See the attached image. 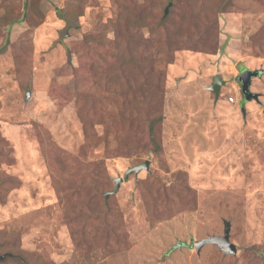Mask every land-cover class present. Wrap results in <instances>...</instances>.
I'll use <instances>...</instances> for the list:
<instances>
[{
  "label": "rangeland",
  "instance_id": "obj_1",
  "mask_svg": "<svg viewBox=\"0 0 264 264\" xmlns=\"http://www.w3.org/2000/svg\"><path fill=\"white\" fill-rule=\"evenodd\" d=\"M137 12L150 25L139 29ZM210 21L200 42L214 51L183 43ZM169 29L181 41L152 152L143 98L127 94L141 67L121 72L114 44L138 31L165 42ZM241 69L258 71L256 99L242 94ZM224 220L236 253L197 252ZM0 244V264H264V0H0Z\"/></svg>",
  "mask_w": 264,
  "mask_h": 264
},
{
  "label": "trees",
  "instance_id": "obj_2",
  "mask_svg": "<svg viewBox=\"0 0 264 264\" xmlns=\"http://www.w3.org/2000/svg\"><path fill=\"white\" fill-rule=\"evenodd\" d=\"M146 14V12H137V27L140 29L146 23H151V21L142 22V17ZM169 15V14H168ZM168 19V18H167ZM16 20L10 22V25L13 24ZM168 23V20H164L163 23H158L154 26L156 28H163L165 30V24ZM215 25V21L209 22L205 24L207 26L204 31L197 32V38L199 41L196 43L194 42V46L189 44V40H185L183 43L190 45L193 48L204 49L205 51H214V41L209 39H204L201 44V38L204 37L206 34L211 32V29ZM191 29V28H190ZM170 30V29H169ZM192 31V30H191ZM170 34H165V42H154L144 40L140 37L139 31L133 34L122 35L119 40L114 44V56L117 68L120 69L122 72V68H127L126 66L131 65L133 68H137V65L141 68L142 79L141 85H129L132 86L130 90L127 91L128 95L133 96H140L143 100H139L135 103L137 108H140L144 112V120L142 121L147 128V139L150 143L151 149L150 151L156 152L160 148V144H158V136L160 134L161 129V107H162V99L164 94V76L165 72L164 69L168 63H171V49H175L178 45H180V38L178 37L177 33H180L179 30L174 33V29L170 30ZM131 40H138L137 45L133 44ZM150 42V43H149ZM122 44V46H121ZM156 44V50L153 51L152 54L147 53V49L150 48L152 45ZM196 44H200V46H196ZM199 49V50H201ZM172 50V51H173ZM163 57V58H162ZM147 62V65L143 64ZM140 63V64H138ZM149 95V99L145 100L144 96ZM131 107L130 101L125 104V109ZM106 121H104L105 124ZM123 122L127 126L133 127L137 125V116L135 115H128L127 118H124ZM109 134H113L108 126L105 130L104 134V142H107ZM94 134L91 133L89 137L93 136ZM118 137V136H116ZM137 150V145L136 148ZM88 192L92 191L93 188L87 185ZM90 193V192H89ZM90 198L88 199L89 205H92L95 202V197L90 194ZM112 197L110 194L107 198ZM105 200V199H104ZM102 208L108 214L110 211L114 210L113 206H110V203L103 202ZM101 209V208H100ZM2 248V244H0V250ZM12 251V250H9ZM28 263L29 261L26 260Z\"/></svg>",
  "mask_w": 264,
  "mask_h": 264
},
{
  "label": "water",
  "instance_id": "obj_3",
  "mask_svg": "<svg viewBox=\"0 0 264 264\" xmlns=\"http://www.w3.org/2000/svg\"><path fill=\"white\" fill-rule=\"evenodd\" d=\"M167 8L165 9V13ZM258 71H248L246 69H241L238 81L241 86V92L246 99L257 98V94L250 92L249 84L251 82V77L256 76ZM225 84V81L221 79L220 75L216 74L213 76L212 83L208 86V89L214 92L215 97L219 94V89L222 85ZM149 169V160H145L143 163L133 166L125 172V177L131 173H138L140 170ZM122 181L121 177H117L114 179V186L111 191L105 192L104 197L105 200L110 194H114L117 192L119 188V184ZM230 222L227 220L223 221V232L222 235H210L207 238H203L199 241L194 242V246L196 247L197 252L200 251L201 247L205 244H214L217 245L219 249H221L225 254H235L237 249L235 244L230 241L229 231H230ZM179 244H177L178 246Z\"/></svg>",
  "mask_w": 264,
  "mask_h": 264
},
{
  "label": "built area",
  "instance_id": "obj_4",
  "mask_svg": "<svg viewBox=\"0 0 264 264\" xmlns=\"http://www.w3.org/2000/svg\"><path fill=\"white\" fill-rule=\"evenodd\" d=\"M230 101H234V98H233V97H231V98H230Z\"/></svg>",
  "mask_w": 264,
  "mask_h": 264
}]
</instances>
